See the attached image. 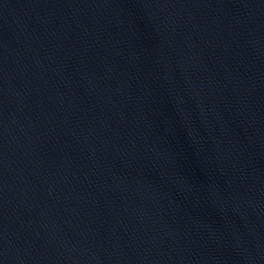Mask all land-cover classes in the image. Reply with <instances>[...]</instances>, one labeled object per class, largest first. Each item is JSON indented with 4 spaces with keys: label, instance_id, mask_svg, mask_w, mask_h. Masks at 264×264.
<instances>
[{
    "label": "water",
    "instance_id": "1",
    "mask_svg": "<svg viewBox=\"0 0 264 264\" xmlns=\"http://www.w3.org/2000/svg\"><path fill=\"white\" fill-rule=\"evenodd\" d=\"M0 264H264V0H0Z\"/></svg>",
    "mask_w": 264,
    "mask_h": 264
}]
</instances>
